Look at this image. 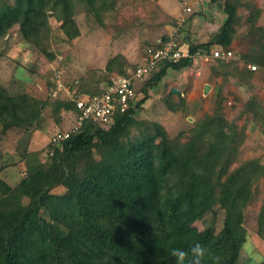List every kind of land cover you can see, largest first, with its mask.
I'll list each match as a JSON object with an SVG mask.
<instances>
[{"label":"trees","instance_id":"trees-1","mask_svg":"<svg viewBox=\"0 0 264 264\" xmlns=\"http://www.w3.org/2000/svg\"><path fill=\"white\" fill-rule=\"evenodd\" d=\"M104 4V0H15L13 4L0 0V37L17 25L27 42L46 52L47 8L55 20L68 25L79 6L100 22ZM223 11L226 20L214 46L227 47L238 20L234 5L225 2ZM210 47L190 45V56ZM253 53L250 58L264 66V46ZM192 62V58L174 64L164 61L148 82L157 84L168 70L180 71ZM126 63L117 55L105 69L126 76ZM77 91L89 96L97 93L85 88ZM144 98L137 99L127 112L117 113L115 123L106 130L87 122L69 139L55 146L50 143V167L32 168L15 189L0 182V264H175L170 250L187 251L196 242L219 255L220 264H240L246 233L243 209L252 182L264 176V168L251 161L228 173L237 143L223 133L220 118L199 123L185 144L169 139L159 124L136 120L133 116ZM40 106L37 99L10 97L0 87V133L40 125ZM51 106L57 122L62 110H74L70 100H56ZM133 128L138 130L136 136ZM173 173L181 177L180 190L164 195V182ZM59 186L68 193L52 195ZM12 192L29 198L30 204L19 205L10 198ZM206 194L215 197L225 212L223 229L217 236L207 229L193 237L191 225L209 210L203 201ZM42 209L66 227V236L41 220ZM258 234L264 239L263 209ZM185 264H192L191 255ZM202 264L212 262L206 256Z\"/></svg>","mask_w":264,"mask_h":264},{"label":"rangeland","instance_id":"rangeland-1","mask_svg":"<svg viewBox=\"0 0 264 264\" xmlns=\"http://www.w3.org/2000/svg\"><path fill=\"white\" fill-rule=\"evenodd\" d=\"M6 1L13 4L15 0ZM104 2L100 22L79 6L66 25L67 22L55 20L50 15L52 9L47 8L50 31L44 43L46 52L27 42L17 25L0 37V87L10 97L25 95L37 99L42 117L40 125L0 133V182L15 189L32 168L50 167L52 136L69 130L75 122L72 110H62L59 122L51 112L54 101L70 100L72 94H67V89L71 93L79 88L102 90L118 76L116 71H106L109 60L122 55L127 62L124 70L130 72L142 62L146 48L161 45L164 37L186 45L210 44L208 58L196 56L189 67L168 70L157 84L136 83L138 90L142 88L138 99L146 97L133 117L159 124L169 139L180 144H185L191 131L206 118H220L224 121L223 133L237 143V154L228 173L251 161L264 168V66L250 58L264 46V0ZM225 2L235 6L238 20L227 46L236 59L220 64L210 59L209 53L226 20ZM248 65L256 69L250 70ZM172 89L180 93L173 94ZM137 134L133 128L132 135ZM94 157L99 160V153L94 151ZM180 178L178 173L170 174L163 194L179 191ZM67 193L62 186L51 191L55 196ZM10 198L21 206L31 202L16 192ZM203 201L209 210L191 225L192 235L199 237L210 229L217 236L223 229L225 212L215 197L206 194ZM262 209L263 175L252 182L243 209L242 226L246 233L238 257L240 264H264V239L258 234ZM39 217L58 235L66 236V227L53 221L45 209L40 210Z\"/></svg>","mask_w":264,"mask_h":264},{"label":"built area","instance_id":"built-area-1","mask_svg":"<svg viewBox=\"0 0 264 264\" xmlns=\"http://www.w3.org/2000/svg\"><path fill=\"white\" fill-rule=\"evenodd\" d=\"M202 52L198 51L195 55L201 56ZM187 57H189L188 45L169 38L163 40L161 45L146 48L141 64L130 72L127 71L126 76L115 77L111 83L106 84L94 95H77L75 91L71 93L67 89V94H72L70 101L74 104L75 122L69 130H61L53 135L50 143L55 146L69 139L87 122L97 125L99 129H108L115 123L114 116L117 113L127 112L138 99L140 90L136 87V83L148 81L153 74L159 71V65L164 61L174 64ZM201 57L208 58L205 55ZM209 58L223 62L236 59L231 50L222 47L212 49ZM248 68L256 69L255 66L249 65Z\"/></svg>","mask_w":264,"mask_h":264},{"label":"clouds","instance_id":"clouds-1","mask_svg":"<svg viewBox=\"0 0 264 264\" xmlns=\"http://www.w3.org/2000/svg\"><path fill=\"white\" fill-rule=\"evenodd\" d=\"M164 40V39H163ZM183 44H186V43H183ZM190 47V44H188V48ZM216 47H222V46H218L216 45L215 47H212V49L216 48ZM222 48H225V49H228L230 50L229 48L227 47H222ZM211 49V50H212ZM210 50V51H211ZM199 51H202V50H199ZM233 52V51H232ZM197 53V52H196ZM195 53V54H196ZM193 55V56H190V53H189V57L187 58H195L196 55ZM210 54V53H209ZM234 54V53H233ZM202 55H205L207 56V52L203 51L202 52ZM201 55V56H202ZM199 56V57H201ZM235 56V55H234ZM236 57V56H235ZM187 58H183V59H187ZM203 57H201L202 59ZM181 59V60H183ZM180 60V61H181ZM179 61V62H180ZM215 61H219V60H215ZM232 61V60H230ZM228 61V62H230ZM222 63H228V62H223V61H220ZM142 63V62H141ZM139 63V64H141ZM138 64V65H139ZM137 65V66H138ZM250 69V68H248ZM251 70V69H250ZM127 73V72H126ZM120 76V75H118ZM118 76H115V77H118ZM145 83V82H144ZM108 84V83H107ZM73 91V90H72ZM77 89L75 90V93L77 95H83V94H78L77 93ZM141 92V91H140ZM139 92V94H140ZM87 94H84V96H86ZM73 111V110H72ZM189 255H191L192 257V264H202V261L205 259V257L207 256L212 264H220V260H221V257L219 255H213L211 253H209L208 249H206L202 244H200L199 242H196L194 244H192V246L186 251L184 250L183 248H180V247H173L171 250H170V256L174 259L175 261V264H185V260L189 257Z\"/></svg>","mask_w":264,"mask_h":264},{"label":"water","instance_id":"water-1","mask_svg":"<svg viewBox=\"0 0 264 264\" xmlns=\"http://www.w3.org/2000/svg\"><path fill=\"white\" fill-rule=\"evenodd\" d=\"M207 89H208V88H206V91H207ZM172 93L178 95L180 92H179V90H177V89H172Z\"/></svg>","mask_w":264,"mask_h":264},{"label":"crops","instance_id":"crops-1","mask_svg":"<svg viewBox=\"0 0 264 264\" xmlns=\"http://www.w3.org/2000/svg\"><path fill=\"white\" fill-rule=\"evenodd\" d=\"M163 39H165V37L163 38ZM80 94H83V93H80ZM84 95V94H83ZM73 112V111H72Z\"/></svg>","mask_w":264,"mask_h":264}]
</instances>
